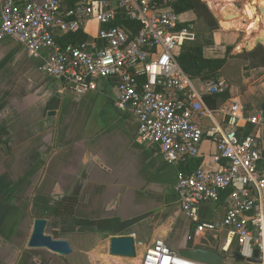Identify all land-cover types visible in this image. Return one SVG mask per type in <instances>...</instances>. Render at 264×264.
I'll list each match as a JSON object with an SVG mask.
<instances>
[{
  "label": "crops",
  "instance_id": "0c3cea01",
  "mask_svg": "<svg viewBox=\"0 0 264 264\" xmlns=\"http://www.w3.org/2000/svg\"><path fill=\"white\" fill-rule=\"evenodd\" d=\"M226 1L234 5L233 13L226 6V19L216 20L212 44L203 46L207 58L225 57L234 42L237 54L250 52L256 47L250 42L264 35L260 3L256 12L253 0ZM244 3L256 18L235 20ZM186 16L192 26L196 14L187 11ZM88 28L95 33V24ZM258 45L264 49V43ZM45 55L29 56L16 40L0 39V264H133L137 259L141 264L146 248L157 240L175 251L189 242L226 255L235 251L225 230L195 232L176 199L182 165L166 163L154 146L138 139L137 118L114 106L113 83L99 80L97 91L75 94L43 73ZM244 65L248 62L241 60L240 69L229 76L233 82L224 100L237 97L247 113H254L264 100V68L249 67L245 80ZM216 154L215 145L204 140L198 166L217 169ZM65 197L77 199L74 212L56 215ZM225 206L223 194L217 203L201 202L196 214L201 220H220ZM36 217H46V232L66 239L73 251L58 255L28 248ZM114 236H132L135 256L111 254Z\"/></svg>",
  "mask_w": 264,
  "mask_h": 264
},
{
  "label": "built area",
  "instance_id": "2783aa9c",
  "mask_svg": "<svg viewBox=\"0 0 264 264\" xmlns=\"http://www.w3.org/2000/svg\"><path fill=\"white\" fill-rule=\"evenodd\" d=\"M191 21L157 0H0V39L16 40L32 57L46 51L43 73L75 94L97 91L99 80L113 83L114 106L137 118L138 139L166 163L185 164L200 155L204 140L212 142L218 168L179 170L176 199L196 233L225 230L244 260L264 264V115L247 113L237 97L207 105L204 95L229 91V83L191 77L179 65L182 43L195 39ZM78 32L82 39L58 42ZM241 122L252 126L244 136ZM223 194L222 219H199L198 205L217 203ZM255 250L259 262H250ZM174 263L204 264L160 240L141 260Z\"/></svg>",
  "mask_w": 264,
  "mask_h": 264
},
{
  "label": "trees",
  "instance_id": "16d2710c",
  "mask_svg": "<svg viewBox=\"0 0 264 264\" xmlns=\"http://www.w3.org/2000/svg\"><path fill=\"white\" fill-rule=\"evenodd\" d=\"M161 5L169 6L176 13H183L187 11H193L197 18H201L210 30L218 28L216 19L208 9L207 5L201 0H157ZM82 39V35L78 32L75 35L63 36L58 38V42L62 45L75 42ZM232 48L229 46L226 49L228 53ZM177 61L181 68L191 77H201L205 80L217 79L220 74L225 73V67L227 63V57L222 58H207L203 55L202 45H183L177 54ZM233 58H238L239 61L248 62L250 68H264V49L261 45H257L252 51H243L240 54H236ZM224 70V71H223ZM227 80V79H226ZM228 97L227 91L222 94L216 95H204V100L210 107H216L218 103H221ZM241 129V128H240ZM243 136L248 134L251 127L250 124H245L242 127ZM239 135L240 130H239ZM200 164L199 158L189 160L185 164H181V171L188 172L196 169ZM223 196V195H222ZM77 199L75 197H65L62 199L59 207L56 211V215H72L74 212V206ZM188 248H192L193 245L189 242ZM237 251V249H235ZM237 264V263H234Z\"/></svg>",
  "mask_w": 264,
  "mask_h": 264
},
{
  "label": "water",
  "instance_id": "95a60500",
  "mask_svg": "<svg viewBox=\"0 0 264 264\" xmlns=\"http://www.w3.org/2000/svg\"><path fill=\"white\" fill-rule=\"evenodd\" d=\"M262 43V39L257 38L254 45L257 46ZM249 66L244 65L243 78L246 80L250 77ZM259 109L264 115V100L259 105ZM48 220L46 217H36L33 219L31 232L27 239L28 248H44L58 255H67L73 251L70 243L63 238H55L51 233L46 232ZM135 241L132 236H114L109 240V251L113 255L124 257L135 256ZM178 254L180 257L193 260L204 264H224L226 254L200 246L193 248L179 249ZM235 261H244L239 252L233 251L229 254ZM250 262H259L257 259V250L254 252V257Z\"/></svg>",
  "mask_w": 264,
  "mask_h": 264
},
{
  "label": "rangeland",
  "instance_id": "374dc122",
  "mask_svg": "<svg viewBox=\"0 0 264 264\" xmlns=\"http://www.w3.org/2000/svg\"><path fill=\"white\" fill-rule=\"evenodd\" d=\"M201 1H203V0H201ZM261 1L262 0H253L254 5H251V6L255 8L254 10L256 12H259V10L257 8V4L260 3ZM204 3H206L208 9L212 12V14H213V16L215 17L216 20H220L221 21V20H224V18L226 19L225 12H224V7H226V6L229 7L230 11L229 10L228 11L233 13L232 9H233L234 5L233 4L231 5L230 1L213 0L211 5H209L207 2H204ZM262 4H264V3H262ZM236 6H238V5H236ZM240 8H242L241 9L242 15L237 14L236 17H235V20H237V19L243 20L245 18V16L249 17V19H252L253 17L256 18L257 15L252 14L250 5L246 6L245 3H244L242 5V7H240ZM189 12H191V11L189 10ZM192 24L193 25L191 26V29L193 30V32L195 34V39L192 40V41H184L182 43L181 47L183 45H189V44L202 45V46H208V45L212 44V40L213 39L211 37L214 36V33L216 32V30L213 33V31L208 28V26L205 24V22L201 18L195 19L192 22ZM250 25H251V23H250ZM239 37H242V33L239 35ZM238 40H237V42H240ZM236 45H237V43L234 42L232 44V50H230L228 53L225 54V56L227 57V64H226V67H225V73H226L225 78L227 79L229 85H231V83L233 82L232 78L229 77V76H232L233 70L235 68L236 69L238 68L237 70L240 69V61L238 60V58H233L235 56V54L239 53L235 49ZM181 47H180V49H181ZM217 51H218L217 48L214 49V54H217ZM229 78H231V81H230ZM138 252L139 251L137 249V254H138ZM228 254H229V252H228ZM234 263H237V264H258V263H249L246 260H244V261H235L233 259V257H231L230 255H226L225 260H224V264H234Z\"/></svg>",
  "mask_w": 264,
  "mask_h": 264
},
{
  "label": "bare ground",
  "instance_id": "6f19581e",
  "mask_svg": "<svg viewBox=\"0 0 264 264\" xmlns=\"http://www.w3.org/2000/svg\"><path fill=\"white\" fill-rule=\"evenodd\" d=\"M264 0H262L261 2H260V10H261V15H262V17H263V23H264V4H262V3H264L263 2ZM207 2V1H206ZM213 2V0H208V3H212ZM259 17H261L260 15H259ZM257 27V26H256ZM257 29V28H256ZM263 31V30H262ZM257 38H259V39H262V43H264V35H262V34H260V35H258L257 37H255L254 39H253V41L252 42H250V44H253L254 45V42L256 41V39ZM132 260V259H131ZM165 261H167V258L165 259ZM132 262V261H131ZM133 264H140V261H139V259H137V260H134V262H133ZM175 264V263H174Z\"/></svg>",
  "mask_w": 264,
  "mask_h": 264
},
{
  "label": "flooded vegetation",
  "instance_id": "af4514ba",
  "mask_svg": "<svg viewBox=\"0 0 264 264\" xmlns=\"http://www.w3.org/2000/svg\"><path fill=\"white\" fill-rule=\"evenodd\" d=\"M239 263V262H238Z\"/></svg>",
  "mask_w": 264,
  "mask_h": 264
}]
</instances>
